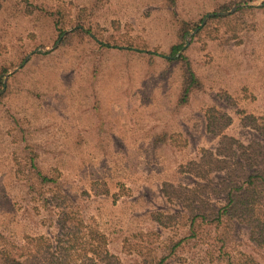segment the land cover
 <instances>
[{
    "label": "rangeland",
    "instance_id": "1",
    "mask_svg": "<svg viewBox=\"0 0 264 264\" xmlns=\"http://www.w3.org/2000/svg\"><path fill=\"white\" fill-rule=\"evenodd\" d=\"M200 20L179 53L203 86L177 108L166 57ZM0 71V250L81 264L90 223L120 264H152L257 152L243 117H264V0H0ZM223 135L242 148L215 155ZM246 235L235 249L254 253ZM213 248L191 240L168 264H213Z\"/></svg>",
    "mask_w": 264,
    "mask_h": 264
},
{
    "label": "trees",
    "instance_id": "2",
    "mask_svg": "<svg viewBox=\"0 0 264 264\" xmlns=\"http://www.w3.org/2000/svg\"><path fill=\"white\" fill-rule=\"evenodd\" d=\"M249 1L252 0H239L240 3ZM219 10L224 11L225 9L217 11ZM212 18L223 17L213 16ZM199 22V24L181 22L178 29V42L170 46L169 55L166 57L168 62L176 61L179 64L181 81L175 105L177 108L187 105L192 93L200 90L203 86L200 77L193 68L192 60L184 52L179 53L189 32L201 29L202 20ZM55 24L57 25V23ZM63 32L62 29H59V35ZM0 75H2V71H0ZM243 124L259 134L256 154L253 156L248 154L246 157L248 167L237 179L224 178L225 181L214 185V193L221 197L222 201L210 211L197 213L191 217L187 234L169 243L168 252L161 255L152 264H168V258L191 240L214 247L209 252L210 257L214 256L215 258L211 259L213 264H264V261L256 260L264 259V117L257 118L248 115L243 117ZM222 139L223 141L224 139L232 140V144H228L227 151L221 146L217 147L215 155L228 156V152L242 148L239 142L237 147L233 148V139H229L225 135ZM214 161L218 162L219 159L215 156ZM29 170L39 184L55 183L54 178L44 173L36 165L32 156L29 157ZM83 227L84 230L81 231V264H120L108 251L104 233L90 223ZM244 233L247 234V240L254 246L256 250L254 253L235 249L236 239H241V235ZM218 242L219 245H217ZM24 256L26 257L24 258ZM28 256L29 251L13 255L0 250V263L33 264ZM60 264L77 263L74 259L67 262L65 259H61Z\"/></svg>",
    "mask_w": 264,
    "mask_h": 264
},
{
    "label": "water",
    "instance_id": "3",
    "mask_svg": "<svg viewBox=\"0 0 264 264\" xmlns=\"http://www.w3.org/2000/svg\"><path fill=\"white\" fill-rule=\"evenodd\" d=\"M230 12V11H229ZM229 12H220V13H216L217 15H226V14H228ZM214 15V13H210V14H208L207 15V17H210V16H213ZM206 17V18H207ZM204 22V21H203ZM4 90V88H2V90L0 91V93L2 92Z\"/></svg>",
    "mask_w": 264,
    "mask_h": 264
}]
</instances>
